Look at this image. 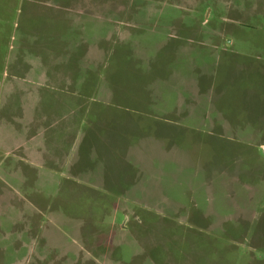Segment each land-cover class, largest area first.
Returning a JSON list of instances; mask_svg holds the SVG:
<instances>
[{"label":"rangeland","instance_id":"1","mask_svg":"<svg viewBox=\"0 0 264 264\" xmlns=\"http://www.w3.org/2000/svg\"><path fill=\"white\" fill-rule=\"evenodd\" d=\"M0 264H264V0H0Z\"/></svg>","mask_w":264,"mask_h":264},{"label":"crops","instance_id":"2","mask_svg":"<svg viewBox=\"0 0 264 264\" xmlns=\"http://www.w3.org/2000/svg\"><path fill=\"white\" fill-rule=\"evenodd\" d=\"M37 153H38V151H37ZM37 153H36V155H37Z\"/></svg>","mask_w":264,"mask_h":264}]
</instances>
